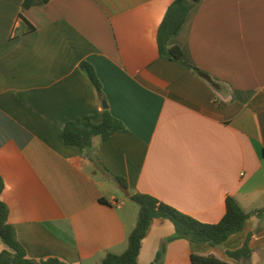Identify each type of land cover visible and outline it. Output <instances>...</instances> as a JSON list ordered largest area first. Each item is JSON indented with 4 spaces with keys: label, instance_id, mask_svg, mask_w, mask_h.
Segmentation results:
<instances>
[{
    "label": "crops",
    "instance_id": "obj_1",
    "mask_svg": "<svg viewBox=\"0 0 264 264\" xmlns=\"http://www.w3.org/2000/svg\"><path fill=\"white\" fill-rule=\"evenodd\" d=\"M173 1L50 0L23 10V0H0L1 199L28 259L100 264L123 253L138 209L118 198V179L126 200L149 195L209 225L227 197L245 213L264 208V0L195 3L167 43L183 62L158 50ZM103 101L125 129L93 138L89 150L65 146L64 124H100ZM245 245L248 257L230 256ZM191 255L264 264V214L220 247L176 238L156 219L137 264H192Z\"/></svg>",
    "mask_w": 264,
    "mask_h": 264
},
{
    "label": "trees",
    "instance_id": "obj_2",
    "mask_svg": "<svg viewBox=\"0 0 264 264\" xmlns=\"http://www.w3.org/2000/svg\"><path fill=\"white\" fill-rule=\"evenodd\" d=\"M49 1L23 0L22 9L44 6ZM193 6L194 3L191 0H174L168 8L158 31V50L162 57L183 62L181 50L176 46L168 47L167 43L178 33ZM20 18L25 22L22 17ZM30 29L33 30L31 27ZM80 68L96 92L102 95L101 84L94 68L86 62L81 63ZM16 98L18 99L17 96ZM124 129V124L114 118L106 109L103 111V119L100 124L92 123L90 117L69 121L64 124L60 137L65 146L85 151L91 148L93 138L98 137L103 142L113 133ZM118 181L126 187L123 179H118ZM3 190L4 182L0 176V240L7 248L0 253V264H65L56 258L36 262L26 257L24 249L17 241L15 228L8 223L9 210L1 199ZM129 199L137 205L138 215L135 227L127 237L126 249L121 254H106L100 264H137L141 243L152 222L156 219L169 221L175 230L176 238L187 240L193 244H209L212 247H220L229 237L243 231L251 216L264 214V208L245 213L233 197H227L224 216L217 224L209 225L184 215L149 195L135 194ZM249 255L250 251L247 245L235 253H230L234 259ZM191 263L228 264L213 256L195 255H191Z\"/></svg>",
    "mask_w": 264,
    "mask_h": 264
},
{
    "label": "water",
    "instance_id": "obj_3",
    "mask_svg": "<svg viewBox=\"0 0 264 264\" xmlns=\"http://www.w3.org/2000/svg\"><path fill=\"white\" fill-rule=\"evenodd\" d=\"M199 1H200V0H191V2L194 3V4L197 3V2H199ZM197 73H198V75H199L200 77H202V78L205 79L206 81L212 83V81H211V79H210V77H209L208 75H206L205 73H202V72H197ZM212 85H213V87L216 86V85H214L213 83H212ZM102 105H103V108H104V109H107V103H106L105 101H103ZM120 189H121V192L123 193V195H125L126 197L129 196V194H128V192H127V189H126L125 187L122 186Z\"/></svg>",
    "mask_w": 264,
    "mask_h": 264
},
{
    "label": "rangeland",
    "instance_id": "obj_4",
    "mask_svg": "<svg viewBox=\"0 0 264 264\" xmlns=\"http://www.w3.org/2000/svg\"><path fill=\"white\" fill-rule=\"evenodd\" d=\"M116 194H117V196H118V198L120 199V200H122V201H126L125 203H127V204H130V205H133L134 207H136L137 208V205L134 203V202H130V200H126L125 199V197L123 196V194L120 192V191H116ZM138 209V208H137Z\"/></svg>",
    "mask_w": 264,
    "mask_h": 264
}]
</instances>
